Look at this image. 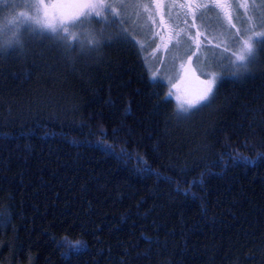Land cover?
Returning a JSON list of instances; mask_svg holds the SVG:
<instances>
[{
	"label": "trees",
	"instance_id": "trees-1",
	"mask_svg": "<svg viewBox=\"0 0 264 264\" xmlns=\"http://www.w3.org/2000/svg\"><path fill=\"white\" fill-rule=\"evenodd\" d=\"M103 14L0 53V264H264V46L178 118Z\"/></svg>",
	"mask_w": 264,
	"mask_h": 264
},
{
	"label": "rangeland",
	"instance_id": "rangeland-1",
	"mask_svg": "<svg viewBox=\"0 0 264 264\" xmlns=\"http://www.w3.org/2000/svg\"><path fill=\"white\" fill-rule=\"evenodd\" d=\"M56 3L57 0H47ZM81 3L80 0H66V3ZM112 4L113 11L102 10L101 20L105 26L124 28L142 49L150 77L166 84L167 96L177 107L186 101L199 97L205 91L212 75L221 77L223 72L233 69L226 56L239 50L233 40L235 29H229L228 19L218 9H202L196 13L195 27H190L192 16L185 15L188 4H210L212 0H102ZM157 2V3H155ZM235 4L236 0H229ZM249 5L247 15L264 20L262 0H239ZM40 0H0V39H11L14 33L25 27V18L43 19V10L38 9ZM255 3V7L251 5ZM121 4L127 5L121 7ZM185 5V7H179ZM67 8V9H66ZM76 9L63 7L47 9L48 22H55L61 16H69ZM243 10H241L242 12ZM233 13L232 23L237 29H246L247 23L237 20ZM117 23H112L113 19ZM188 20L189 26L184 21ZM34 27L36 25H33ZM256 32H264V27H256ZM30 33V32H28ZM175 33H180L177 36ZM247 39L250 32L242 33ZM25 38L40 42V37L32 34ZM179 40V43H177ZM260 44L253 43L255 56ZM228 48L230 51L225 52ZM234 60L235 57L231 56ZM219 79L217 80L218 84ZM214 87L213 91H215Z\"/></svg>",
	"mask_w": 264,
	"mask_h": 264
},
{
	"label": "snow or ice",
	"instance_id": "snow-or-ice-1",
	"mask_svg": "<svg viewBox=\"0 0 264 264\" xmlns=\"http://www.w3.org/2000/svg\"><path fill=\"white\" fill-rule=\"evenodd\" d=\"M264 2V0H262ZM38 9L43 10V19H33L31 17L25 18V27H23L18 34L14 33V38L12 39H0V53H9L20 50L24 47L23 34L24 32H30L34 37H40L51 41L55 46L62 48L65 53L75 51L78 47L81 54H90L92 52H98L100 48L107 41L111 40L110 36H101L97 38L91 33H84V39H79L78 36L70 31V26H76L77 22L81 21L82 18L89 17H101L102 10L109 12L113 11L112 4H105L102 0H88L85 3H66V0H57L56 3H48L47 0H40L38 5H35ZM72 7L76 9L73 14L69 16H61L55 22H48L47 9H58L63 7ZM127 5L121 4V7H126ZM179 7H185V5H179ZM188 11L185 15H191L192 21L190 27H195L196 13L202 9H218L220 13L228 19L229 29H235L233 34V40L239 44V50L237 52H232L231 56L235 59L232 60L231 56H226L233 69L230 73L232 76H241L249 71V66L255 62V50L253 48V43L260 44L264 46V32H256V27H264V20L254 19L253 16L247 15L249 5L240 3L236 0V3H230L229 0H212L210 4H188ZM255 7V3L251 5ZM241 10H243L241 12ZM237 13L236 19L242 24L247 23L249 25L246 29H237L236 25L232 23L233 13ZM99 23L100 20H97ZM112 23H117L114 18ZM186 26H189L188 20L184 21ZM33 25H36L35 27ZM250 32L251 35L247 39L243 38L242 33ZM177 36L180 33H175ZM119 36L123 37L125 40L131 39L129 33L126 29L121 28ZM179 43V40H177ZM225 52L230 51L227 47L224 49ZM153 81L156 77H150ZM222 80L223 77H217L212 75L207 83V87L203 94L194 100L186 101L180 104L177 110L178 118H188L195 111L200 110L203 107L210 106L212 100L215 97L214 87H218L217 80ZM167 99V97H165ZM2 216H0V222H2ZM63 240L67 241V237ZM82 241L77 240L71 242L73 248H78L82 245Z\"/></svg>",
	"mask_w": 264,
	"mask_h": 264
},
{
	"label": "flooded vegetation",
	"instance_id": "flooded-vegetation-1",
	"mask_svg": "<svg viewBox=\"0 0 264 264\" xmlns=\"http://www.w3.org/2000/svg\"><path fill=\"white\" fill-rule=\"evenodd\" d=\"M80 1L84 2L85 0H80ZM154 1H155V0H154ZM155 3H157V2H155Z\"/></svg>",
	"mask_w": 264,
	"mask_h": 264
}]
</instances>
